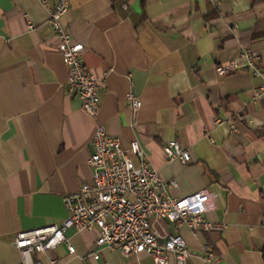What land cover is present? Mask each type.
I'll return each instance as SVG.
<instances>
[{
	"label": "crops",
	"instance_id": "crops-1",
	"mask_svg": "<svg viewBox=\"0 0 264 264\" xmlns=\"http://www.w3.org/2000/svg\"><path fill=\"white\" fill-rule=\"evenodd\" d=\"M56 2L0 0V264L21 263L19 232L68 217L65 196L92 178L98 124L125 148L137 141L163 182H177L168 189L173 197L215 195L207 218L220 229L195 235L163 223L166 233L187 240V264H205L206 247L218 264H264V101H253L264 78L246 68L217 72L244 49L256 53L264 72V0H69L63 23L102 79L97 119L69 85L48 25ZM130 94L142 101L136 114ZM173 140L191 163L167 161L164 146ZM97 234L70 229L75 255L63 244L32 259L154 264L146 254L98 247Z\"/></svg>",
	"mask_w": 264,
	"mask_h": 264
},
{
	"label": "built area",
	"instance_id": "built-area-1",
	"mask_svg": "<svg viewBox=\"0 0 264 264\" xmlns=\"http://www.w3.org/2000/svg\"><path fill=\"white\" fill-rule=\"evenodd\" d=\"M43 3L48 5V0ZM69 10V0H57L49 10L48 25L59 39L57 49L68 69L72 92L81 99L82 109L97 119L102 79L86 67L85 46L75 41L63 23ZM29 28L34 26L31 24ZM240 68L264 78L258 56L250 49H244L240 59L218 67L217 72L223 75ZM128 100L133 112L138 113L142 101L133 94ZM260 100L264 101V83L253 95V101ZM221 122L216 120V124ZM90 148L88 163L92 178L78 192L65 196L68 217L60 224L17 234L14 246L21 253L20 264H43L33 261L32 255L47 254L63 244L68 246L70 255H75L76 248L66 236L73 228L79 232L96 231L98 247L118 250L125 256L146 254L153 258L154 264H171V258L178 264H187L193 255L187 240L181 234L166 233L163 223L176 229L186 228L195 235L220 229L207 218L214 209L215 195L202 190L183 198L173 197L168 189L176 188L177 182H163L137 141L125 148L119 137L109 135L104 125L98 124ZM164 153L167 161L191 163L189 151L176 140L164 146ZM92 257L98 260L100 256L92 253ZM202 259L205 264L220 261L211 247L205 248Z\"/></svg>",
	"mask_w": 264,
	"mask_h": 264
}]
</instances>
